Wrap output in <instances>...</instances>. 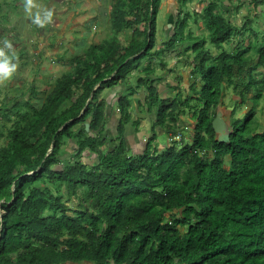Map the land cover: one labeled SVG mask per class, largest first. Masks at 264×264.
<instances>
[{
  "label": "trees",
  "instance_id": "1",
  "mask_svg": "<svg viewBox=\"0 0 264 264\" xmlns=\"http://www.w3.org/2000/svg\"><path fill=\"white\" fill-rule=\"evenodd\" d=\"M161 1L113 0L110 33L70 60L40 105L31 102L40 94L34 85L13 99L17 117L0 146V264H264V128L255 104L232 118L227 140L212 127L226 84L238 103L250 91L253 103L264 96V41L257 43L251 17L238 26L225 14L231 0H209L199 15L220 49L213 54L205 37L185 33L197 14L182 10L190 0H177L174 32L155 48ZM248 29L253 41L225 48ZM179 44L180 54L194 53V79L185 96H162V78L153 75L167 64L162 54ZM133 70L139 74L131 79ZM120 84L112 138L104 134L110 104L101 92ZM139 88L155 125L172 135L159 150L153 134L135 154L122 135ZM187 109L196 122L186 138L180 114ZM67 139L76 147L62 158ZM86 150L97 163L79 158Z\"/></svg>",
  "mask_w": 264,
  "mask_h": 264
},
{
  "label": "rangeland",
  "instance_id": "2",
  "mask_svg": "<svg viewBox=\"0 0 264 264\" xmlns=\"http://www.w3.org/2000/svg\"><path fill=\"white\" fill-rule=\"evenodd\" d=\"M76 1V3H75ZM209 0H190L187 2L185 6H183L184 11H191L197 14V20L193 19L194 17L189 18L188 23V29L185 31V33L188 32V30L191 31V34L194 36L199 37H205L206 38V46L209 48L213 54H217L220 49L213 46L208 41L209 37V31L208 29L203 25L201 19L202 16L199 15L202 10V7L206 5V3ZM261 1V0H259ZM224 3H228V0H223ZM231 6L230 9L227 8V5L223 4V7L225 9V14L228 17H231L233 22L241 26L247 17H251L253 19V22L251 24L252 28H256L257 34L259 33V36L257 38V43L261 44L264 41L263 33H264V3L260 2L257 6L255 4L254 0H231ZM37 8L33 9L32 15H29L24 8L23 0H0V48H4L5 41L10 42L12 44V49L9 50L5 48V52L9 55H12L14 53L16 59L13 60L14 63L18 64V68L16 73L13 75V77L4 83V85H0V146L5 144L7 141L6 133L7 129L12 125L14 119L17 117L16 113L14 112V108L12 106L13 99L16 98L18 95H21L25 93L24 97H27L31 94L32 87L34 85L35 89L37 91H40L39 95L33 96L31 98V102L33 105H40L42 101L45 99V96L47 92H49L52 89V85L54 83V80L57 76L61 75V73L64 70H68L69 67H63L60 66L61 60L60 57L57 59L55 56H57L59 53H63L64 57L69 61L72 58L73 53L70 46L74 49V51H80L81 53L84 52L87 48V46L90 43L94 42H100L103 38H105L111 30L110 26V11L111 6L113 4V0H81V2L77 3V0H35ZM73 3H75L73 5ZM84 3V5H83ZM219 3L222 4L220 1ZM65 6L63 10L69 11L71 8L76 6L78 7V11H75V16L71 15H64V17L67 18L69 23L73 24V20H75L74 24L76 23L78 19V15L81 18V22L83 23L81 27L84 29L86 33H91L90 37L86 38L87 40L90 39V41L85 40H77L71 39L70 33L68 31H64V27L62 26L63 22H60V25H58L57 17L56 15L52 16V21L50 23H45L44 27L40 26H33L30 25V23H33V16L37 11L40 12L41 18L43 19V15L45 11L51 10L55 11V8ZM180 5L178 4L177 0H162L160 3V11L157 16V45L155 48L162 46V43L170 34L174 32V23L176 21V15L179 12ZM54 8V9H52ZM2 14V15H1ZM54 14V13H53ZM81 15V16H80ZM192 15V14H191ZM27 18V22L25 23L24 18ZM62 19V18H61ZM35 24V23H33ZM33 26V27H32ZM58 29V32L56 30ZM32 29H34V33L39 31V34L37 37L33 33ZM50 31H55L51 33ZM49 35L54 36L49 38L52 40V43L48 45L46 43V37ZM255 35L252 34L251 30L244 31L243 35H235L233 38L224 44L225 48L233 49L235 45L239 43L240 40H243L245 44H247L250 41H253ZM119 39L124 43L127 44L126 40V33L124 31H121L118 33ZM54 41V42H53ZM61 41V42H60ZM86 41V42H85ZM66 46L69 48L65 50ZM184 46V44H179L177 48L171 51L167 50L162 54L161 59L165 60L167 62L165 68H169V76L170 79H176V76H180L182 81L178 80L177 83L181 84L180 82H184L185 78L191 79V81L194 79V77L191 74V65H189L190 61L193 58V51L188 50V54H180V49ZM48 47V48H45ZM25 48H29L32 52V49L35 50L37 53L40 49V54L42 55V51L44 56H38V54H34L33 52L30 53L29 58L26 54L28 52H20L23 51ZM39 48V49H37ZM85 49V50H84ZM84 50V51H83ZM252 55L255 54L254 51H250ZM34 57V58H33ZM33 58V59H32ZM179 58V59H178ZM19 60H25L24 62H20ZM29 60V61H28ZM35 62H37L35 64ZM39 63V64H38ZM158 63V62H157ZM39 66H38V65ZM26 65L25 68L21 69L20 67ZM39 67V68H38ZM178 68L179 70H175ZM46 70V74H48V78L43 76L41 79L39 76L41 73ZM164 68L161 66H158L156 71H163ZM134 72V70H133ZM132 72V73H133ZM138 72V71H137ZM259 72V71H256ZM255 72V73H256ZM131 73V74H132ZM178 75H176V74ZM137 78L136 75H133ZM34 77V79H32ZM135 80V79H134ZM198 82L200 83V78L198 77ZM246 78L244 79V81ZM31 88V90H30ZM165 87L159 88V91L161 92V95ZM186 89L184 85H181V88L175 89L176 91H172L171 93H177L179 96H184L183 91ZM168 90V89H167ZM170 91V89L168 90ZM168 91L165 92L166 95L162 96H168ZM248 99L243 102H237L236 99H238L237 94L233 90V86L226 84L224 87V94H223V100L224 105L220 107L219 111L223 112L222 116L227 119L229 127H230V121L234 117H243L244 113L249 109L252 108V106H255V113L257 122L259 123L260 128H264V96L258 100L257 103H253L251 99L253 92H248ZM112 92L104 93L102 91L101 98L106 96L108 99L112 98ZM171 95V94H169ZM144 94L140 91L136 94V96L132 99V105L130 106V109L132 111V120L135 118L136 114L133 112L135 110V107H141V105H144L143 99ZM236 101V103H235ZM139 103V104H138ZM238 103V104H237ZM23 109H26L27 106L25 104H22ZM142 107L143 111H146V107ZM234 107V112H232V109ZM12 112L10 115V118L7 117L8 113ZM191 110L187 109L185 113L180 114V119L182 118L184 121H188L190 124V129L185 130V136L189 137L191 134V131L194 127L195 120L190 118L189 113ZM109 120L112 121L113 119L109 117ZM135 121V119L133 120ZM158 127L157 125L155 128ZM107 132L104 130V133ZM153 133V131H152ZM108 136V135H107ZM68 141L64 144L62 149L61 157H67L72 153L74 150L73 148L75 146V139H67ZM168 142L171 141V137L169 135ZM167 142V143H168ZM162 146L164 145L161 143ZM158 143V145H161ZM157 145V147H158ZM81 160L87 162L89 165L93 163L98 162V156L94 152H88L87 150L82 153V155L79 157ZM79 201L78 197H73L72 200H70L69 204L72 207H77V203ZM66 264H90L87 262H69Z\"/></svg>",
  "mask_w": 264,
  "mask_h": 264
},
{
  "label": "crops",
  "instance_id": "3",
  "mask_svg": "<svg viewBox=\"0 0 264 264\" xmlns=\"http://www.w3.org/2000/svg\"><path fill=\"white\" fill-rule=\"evenodd\" d=\"M78 2H81V0H77V3ZM76 3V1H75ZM73 3V5L75 4ZM84 5V3H83ZM58 7H59V4H58ZM65 6H61L59 8H52L54 9L55 11H52L54 14L53 15H56V19L58 21V25H60V22H63L62 23V26L64 27V31H68L70 33V38L73 40L76 39L77 40H85L86 38L90 37L91 33H86L84 31V29L81 27V25L83 24L81 22V18L79 17L78 15V19L76 21V23L74 24L75 20H73V24L69 23V21L67 20L66 17H64V15H71V16H75V11H78V7L76 8V6H74L73 8H71L69 11H65L63 10ZM81 16V15H80ZM62 18V19H61ZM24 21L25 23L27 22V18L25 17L24 18ZM30 25H33V26H38L36 24H33V23H30ZM32 26V27H33ZM56 30L58 31V29L56 28ZM33 33H34V29H32ZM51 33L55 32V31H50ZM60 32V31H58ZM35 36L37 37V35L39 34V31L34 33ZM53 37L54 39V36L52 35H49L48 37H46V43H48V45H50L52 43V40L50 39V41L48 40L49 38ZM86 41H89V42H92L89 40L86 39ZM85 41V42H86ZM54 42V41H53ZM61 42V41H60ZM96 43V42H95ZM67 46H70L72 52L69 50V48ZM66 48L64 49V52L66 49H68L71 53H73L72 57L73 58L74 56H76L77 54H80L81 52L80 51H74V49L72 48L71 45H67ZM88 47V46H87ZM45 48H48V47H45ZM39 49V48H37ZM85 50V49H84ZM83 50V51H84ZM20 52H28V54H26L29 58V55L30 53H34V54H38V56H44L43 52H42V55L40 54V49L39 51L36 53L34 49H32V52L30 51L29 48H25L23 51H20ZM57 59L60 57V60H61V64L60 66H63V67H71V61L67 60L63 53H59L57 56H55ZM34 58V57H33ZM32 58V59H33ZM30 59V58H29ZM22 60H19V63L21 62ZM25 60H23L22 62H24ZM29 61V60H28ZM37 62H35L36 64ZM39 64V63H38ZM37 64V65H38ZM39 66V65H38ZM26 65L20 67L21 69L25 68ZM39 68V67H38ZM175 70H179L178 68H176ZM65 71V70H64ZM169 70L168 68H164L163 71H156V73L153 75V76H159V77H162V81H159L158 84H157V87L158 89L159 88H163L165 87V89L163 90L164 93H162V95H166L165 92H167L169 89L170 91H168L169 94L172 95L171 93V90L172 91H176L174 88H171V87H168L167 85H174V84H178L177 81L180 80L182 81V79L179 77L176 76V79H170V76L168 74ZM139 73L137 71H134L132 73V75L130 76L131 79L134 78L133 75H138ZM176 74V73H175ZM178 75V74H176ZM43 76L47 77L48 78V74H46V70H44L43 73H41V75L39 76L41 79L43 78ZM152 76V75H151ZM136 78V77H135ZM32 79H34V77H32ZM184 82H180L181 84L180 85H184L185 87H187V85L190 83L191 79L188 80V78H185V80H183ZM122 87V84L120 85H117L115 87H113L112 89H104V93H107V92H112V98L107 99V104H110L108 107H107V118L105 120V130L107 132H105L104 134L105 135H108L109 137H117V124H118V120H119V117H120V113H119V108H118V105L116 103L117 101V93L120 91L119 89H121ZM168 89V90H167ZM117 90V91H116ZM142 92V94H144V90L142 88H139L137 89V93L139 92ZM186 92H187V89H185L183 91V94L184 96L186 95ZM168 94V96H170ZM101 95H102V92H101ZM143 99L140 100V102L142 101ZM139 102V101H138ZM139 106V105H138ZM135 107V110L133 111L136 116H135V123L132 122H129L128 124L125 125V130H124V133H123V137H124V140L126 142V145H127V150L131 153H140L142 152L145 148H146V145H147V141L149 138H151V136L154 134L155 137L154 139L152 140V143L158 145V143H163L164 145L162 146L161 145H158V149L161 150L163 147H165L167 145V140L169 139V135H171V131L170 130H166L164 129L163 127H161L160 125H157L158 127L155 128V114H154V111L153 110H149V109H146V111H143L142 110V107H144V105H141V107ZM145 108V107H144ZM109 117H111L113 120L110 121L109 120ZM133 119V120H134ZM227 120V119H226ZM181 128H184L185 130L186 129H190V124L188 121H184L182 118H181V125H180ZM185 130L181 131V133L183 135H185ZM153 131V133H152ZM153 137V136H152ZM187 138V137H186ZM76 146V145H75ZM75 149V147L73 148Z\"/></svg>",
  "mask_w": 264,
  "mask_h": 264
},
{
  "label": "clouds",
  "instance_id": "4",
  "mask_svg": "<svg viewBox=\"0 0 264 264\" xmlns=\"http://www.w3.org/2000/svg\"><path fill=\"white\" fill-rule=\"evenodd\" d=\"M23 3L25 11L29 15H32L33 9L38 7L35 3V0H23ZM52 16L53 12L51 10H47L45 11L42 19L40 12L37 11L33 16V23L40 27H44L45 23H50L52 21ZM5 48L11 50L12 44L10 42L5 41L4 48H0V85H4L6 81H9L16 73L18 68V64L13 62V60L16 59L14 53L12 55L7 54L5 52ZM160 81H162V79ZM178 134L179 132L176 135H173L172 138L178 139Z\"/></svg>",
  "mask_w": 264,
  "mask_h": 264
},
{
  "label": "water",
  "instance_id": "5",
  "mask_svg": "<svg viewBox=\"0 0 264 264\" xmlns=\"http://www.w3.org/2000/svg\"><path fill=\"white\" fill-rule=\"evenodd\" d=\"M221 111H217L212 119V127L217 134L218 140H227L229 137L230 127L227 120L222 116ZM85 129L89 130V122H85Z\"/></svg>",
  "mask_w": 264,
  "mask_h": 264
},
{
  "label": "built area",
  "instance_id": "6",
  "mask_svg": "<svg viewBox=\"0 0 264 264\" xmlns=\"http://www.w3.org/2000/svg\"><path fill=\"white\" fill-rule=\"evenodd\" d=\"M180 134H178L177 136H179Z\"/></svg>",
  "mask_w": 264,
  "mask_h": 264
}]
</instances>
